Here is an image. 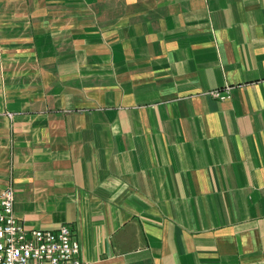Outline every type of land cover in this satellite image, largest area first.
Here are the masks:
<instances>
[{"label": "crops", "instance_id": "1", "mask_svg": "<svg viewBox=\"0 0 264 264\" xmlns=\"http://www.w3.org/2000/svg\"><path fill=\"white\" fill-rule=\"evenodd\" d=\"M7 186L84 264H264V0H0Z\"/></svg>", "mask_w": 264, "mask_h": 264}, {"label": "built area", "instance_id": "2", "mask_svg": "<svg viewBox=\"0 0 264 264\" xmlns=\"http://www.w3.org/2000/svg\"><path fill=\"white\" fill-rule=\"evenodd\" d=\"M233 86L209 91L220 100L232 98ZM15 189L0 192V264H84L79 258L80 243L73 227L62 224L57 230L29 228L16 217Z\"/></svg>", "mask_w": 264, "mask_h": 264}, {"label": "rangeland", "instance_id": "3", "mask_svg": "<svg viewBox=\"0 0 264 264\" xmlns=\"http://www.w3.org/2000/svg\"><path fill=\"white\" fill-rule=\"evenodd\" d=\"M10 117H12L13 114L9 113Z\"/></svg>", "mask_w": 264, "mask_h": 264}]
</instances>
